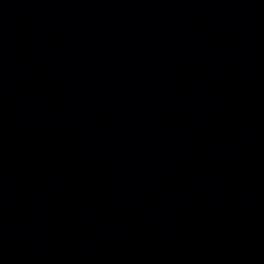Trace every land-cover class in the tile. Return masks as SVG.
<instances>
[{"label":"water","instance_id":"1","mask_svg":"<svg viewBox=\"0 0 264 264\" xmlns=\"http://www.w3.org/2000/svg\"><path fill=\"white\" fill-rule=\"evenodd\" d=\"M0 264H264V141L184 0H0Z\"/></svg>","mask_w":264,"mask_h":264}]
</instances>
